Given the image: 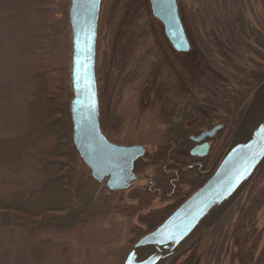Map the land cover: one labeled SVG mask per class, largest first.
<instances>
[{
    "label": "rangeland",
    "instance_id": "obj_1",
    "mask_svg": "<svg viewBox=\"0 0 264 264\" xmlns=\"http://www.w3.org/2000/svg\"><path fill=\"white\" fill-rule=\"evenodd\" d=\"M176 3L185 54L173 51L149 0H100L99 129L145 150L131 186L109 192L71 143L69 0H0V264H122L206 182L264 102V75L249 87L250 70L264 66V39L252 40L264 38V0ZM215 126L208 156L191 158L188 138ZM165 264H264V163Z\"/></svg>",
    "mask_w": 264,
    "mask_h": 264
},
{
    "label": "water",
    "instance_id": "obj_2",
    "mask_svg": "<svg viewBox=\"0 0 264 264\" xmlns=\"http://www.w3.org/2000/svg\"><path fill=\"white\" fill-rule=\"evenodd\" d=\"M69 4L72 147L95 182L103 183L109 192L122 191L134 181L133 164L143 156L144 148L115 145L102 135L95 81L100 0H69ZM149 8L173 51L188 53L191 46L179 19L176 0H149ZM263 89L264 82L257 94ZM259 105L244 118L206 182L158 227L135 242L122 264H165L229 209L264 163V102ZM219 129L204 132L193 142L200 143ZM207 148L203 143L190 154L202 157Z\"/></svg>",
    "mask_w": 264,
    "mask_h": 264
},
{
    "label": "flooded vegetation",
    "instance_id": "obj_3",
    "mask_svg": "<svg viewBox=\"0 0 264 264\" xmlns=\"http://www.w3.org/2000/svg\"><path fill=\"white\" fill-rule=\"evenodd\" d=\"M216 127H220V126H215V127H211L210 129H208V130H204V131H201V132H199V133H197V134H195V135H192V136H190L189 138H188V141L191 143V149L189 150V152H188V155L191 157V158H195V159H197L198 161H202L203 159H205L207 156H208V154H209V151H210V149H211V145H210V141H211V139L212 138H214V136L216 135V133L218 132V131H220V129H221V127H220V129L219 130H216L214 133H213V135L211 136V137H206L202 142H200V143H194L193 142V140L195 139V138H198L199 136H201V134L202 133H204V132H207V133H210L213 129H215ZM203 143H206L207 145H208V148H207V150H206V152H205V154L202 156V157H199V156H197L196 154L195 155H191L190 153H191V151L196 147V146H199V145H201V144H203ZM145 156V150H144V154H143V156L141 157V158H143ZM140 158V159H141ZM200 158H202V159H200ZM139 160V159H138ZM138 160H136L135 162H134V164H133V171H134V168H135V163L138 161ZM197 166H199L200 167V165H197ZM176 168H178V166H176ZM201 168V167H200ZM134 174V177L136 178V176H135V173H133ZM134 181H135V179H134ZM132 184V183H131ZM131 184L129 185V187L131 186ZM128 187V188H129ZM128 188H126V189H128ZM126 189H124V190H126ZM123 191V190H122ZM115 192H120V191H115ZM188 198V197H187ZM186 198V199H187ZM185 199V200H186ZM184 200V201H185ZM183 201V202H184Z\"/></svg>",
    "mask_w": 264,
    "mask_h": 264
},
{
    "label": "trees",
    "instance_id": "obj_4",
    "mask_svg": "<svg viewBox=\"0 0 264 264\" xmlns=\"http://www.w3.org/2000/svg\"><path fill=\"white\" fill-rule=\"evenodd\" d=\"M249 33V32H248ZM253 39V41H254V44L257 46V47H259V43L260 42H263V37H261V36H259V35H256L255 37H252ZM248 54L250 55V51H249V48H248ZM248 59H249V56L247 57ZM259 59V58H258ZM260 60V59H259ZM261 62L262 63H264V61L263 60H261ZM249 63V62H248ZM258 63V66L260 65V61H258L257 62ZM249 65H251L250 63H249ZM254 66V65H253ZM255 67V66H254ZM234 68V67H233ZM264 66L262 65L261 67H258V69L256 70V68H255V70H254V68H253V70L251 71L250 70V74L249 75H252L253 74V76H254V73L255 74H257V75H255V77L254 78H252L251 77V82L249 83L250 84V86L249 87H252L253 85L255 86V85H257L258 83H259V81H258V76L260 75V73H261V75H264ZM248 70H246V72H247Z\"/></svg>",
    "mask_w": 264,
    "mask_h": 264
}]
</instances>
